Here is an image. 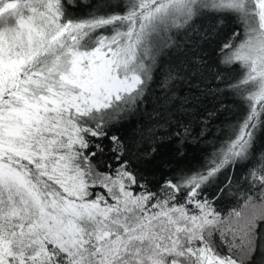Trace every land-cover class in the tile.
<instances>
[{"label": "snow or ice", "instance_id": "6c2138e0", "mask_svg": "<svg viewBox=\"0 0 264 264\" xmlns=\"http://www.w3.org/2000/svg\"><path fill=\"white\" fill-rule=\"evenodd\" d=\"M76 7L0 0V264H264V0ZM229 17L243 32L222 44L219 63L239 73L196 85L231 94L228 128L196 166L149 180L133 163L136 144L171 128L177 83L205 68L201 45ZM154 84L161 110L126 143L114 129ZM193 99L180 104L188 121L175 120L180 145L195 120L207 140L226 109L196 116Z\"/></svg>", "mask_w": 264, "mask_h": 264}, {"label": "trees", "instance_id": "16d2710c", "mask_svg": "<svg viewBox=\"0 0 264 264\" xmlns=\"http://www.w3.org/2000/svg\"><path fill=\"white\" fill-rule=\"evenodd\" d=\"M78 7L73 8L77 15H83L88 10L93 0H88V4H85V0H76ZM210 23V22H209ZM216 28L209 29L210 37L204 41L201 45L202 52L199 54L203 57L205 68L191 77L192 83L188 81L183 83H177L176 92L179 99L175 101V105L172 106L171 112L167 115L175 114V120L188 121L190 117L180 115V104L184 97H195L189 107L195 105L196 116L203 115L205 110L217 109L221 102L226 105V109L219 111L215 120L213 121L211 128L212 131L209 133V138L199 137L200 123L199 120H195L193 125L194 131L193 136H190L183 145L178 144V137L172 135L175 130V120L172 121L171 128L166 125L159 130L158 137L155 140L137 143L136 147L139 149V155L134 153L133 163L139 166L141 173L146 176L149 180L155 181L161 178L163 173H167L170 169L175 170L177 167L186 168L189 166H196L199 162H202L205 155L206 149L209 144L213 141L211 137L216 136L219 132L227 130L229 121L231 120V114L235 111L232 104L233 97L231 94L225 95H207L202 94L200 89L196 85L203 87L205 84L216 83L212 78L219 72L226 79H232L239 73L237 68L233 71L229 68H225L224 65L220 64V47L223 43L227 42L231 37L232 33L243 32L242 25L234 18H227L222 24ZM159 80V74L157 75ZM161 97L159 89L153 85L150 94L147 97L146 105L141 106V110L132 118L130 122L125 123L114 131L120 135L126 143H133L134 140H139V134L141 129H146L153 124L156 119V113L161 110ZM167 118V116L165 117ZM155 149L152 152V149ZM149 153L150 155H143V153ZM183 153L182 155L180 153ZM212 195L211 192L208 194Z\"/></svg>", "mask_w": 264, "mask_h": 264}]
</instances>
